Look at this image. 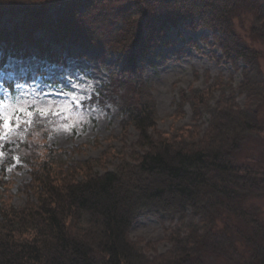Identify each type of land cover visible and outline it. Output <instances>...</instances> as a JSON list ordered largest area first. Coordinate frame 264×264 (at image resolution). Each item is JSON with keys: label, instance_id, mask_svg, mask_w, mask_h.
<instances>
[{"label": "trees", "instance_id": "16d2710c", "mask_svg": "<svg viewBox=\"0 0 264 264\" xmlns=\"http://www.w3.org/2000/svg\"><path fill=\"white\" fill-rule=\"evenodd\" d=\"M17 15L23 21L4 25L6 16ZM245 16L252 18L247 30L264 41V0H0V69L10 57L26 56L66 67L64 46L58 53L51 44L85 38L98 46L93 40L100 32L123 65L88 104L115 109L123 132H138L130 153L111 145L98 158L74 160L71 150L48 142L54 113L22 114L29 121L23 136L0 137V264H264V221L248 205L264 195V169L234 162L238 152L203 144L198 131L209 114L211 131L234 132L240 150L249 135L264 134V121L253 108L237 110L235 93L220 78L204 90L181 89L174 117L182 118L189 105L195 125L162 132L139 63L168 30L188 23L211 31L227 59L254 68L259 51L238 30ZM107 29H113L108 37ZM38 30L46 32L43 40ZM252 82L246 77L245 86ZM16 159L30 175L19 188L27 201L18 208L7 178ZM189 211L199 220L176 230L166 253L150 257L149 244L128 239L143 214H179L185 221Z\"/></svg>", "mask_w": 264, "mask_h": 264}, {"label": "rangeland", "instance_id": "374dc122", "mask_svg": "<svg viewBox=\"0 0 264 264\" xmlns=\"http://www.w3.org/2000/svg\"><path fill=\"white\" fill-rule=\"evenodd\" d=\"M3 21L6 27H12L14 22L23 21V15L6 16ZM251 23L252 18L245 16L244 20L242 18V21L238 22V30L244 37L245 43L259 51V60L254 68L243 60L235 64L227 59L211 31L189 27L188 23L168 30L160 43L139 59L144 82L156 102L157 125L160 131L172 133L175 128L195 125L189 105L186 106L182 118L177 120L174 117L176 103L179 101L178 93L181 89L185 90L177 88L179 81L175 77L178 75V70L189 63L193 48L214 55L217 65L224 70L215 80L207 75L195 89H206L215 81L227 76L238 63H246L252 70H256L260 63H264V41L256 39L247 30ZM105 31L107 37L111 35L110 33L113 34L108 29ZM45 33L43 30H38L35 35L43 40ZM100 39L102 35L98 32L93 40L99 41L98 46L86 41L85 38L82 41L64 40L63 44H51L58 53L61 52L62 45L64 46L62 54L67 63L66 67L42 62L33 56L21 59L10 57L4 69H0V137H22L29 125V121L22 117V114L34 109L42 114L56 115V122L51 127L48 142L55 148L71 150L74 160L98 158L111 145L118 149L124 148L130 153V148L138 140V132L133 127L123 132L120 127V117L115 109L88 104L95 88L107 82L110 73L123 65L121 55L107 49L105 42H101ZM46 42L45 40L44 43ZM23 45L28 50L33 49L26 44ZM39 70L43 74L36 75ZM192 75L200 80L197 73L193 72ZM21 77L25 79L21 81ZM250 80L253 81L256 98L264 99V92L256 88L257 78L252 76ZM6 81L13 83V91L6 85ZM184 82L191 88L190 80L184 78ZM227 93L230 94L231 91ZM214 96L211 104H215L220 98V93L219 95L215 93ZM253 109L264 121V103ZM209 121L210 115L205 114L198 122L199 129L202 130L204 124L209 125ZM258 137L260 136L247 137L234 162L253 167L246 163V155L247 149L258 143ZM2 158L3 153L0 149V159ZM16 160V164L7 171V178L12 182V204L18 208L27 201V197L20 194L19 188L30 180V175L28 168L21 166L19 160ZM115 164V161L111 162L108 169L112 170ZM248 205L257 208L264 221V195L251 197ZM198 220L199 218L193 217L191 211L185 221L179 214L162 216L143 214L132 225L129 237L144 248L149 244L145 249L146 253L150 257H155L171 249L173 245L171 237L176 230L181 229L185 232L188 223ZM217 264L227 263L220 259Z\"/></svg>", "mask_w": 264, "mask_h": 264}, {"label": "clouds", "instance_id": "9594fccd", "mask_svg": "<svg viewBox=\"0 0 264 264\" xmlns=\"http://www.w3.org/2000/svg\"><path fill=\"white\" fill-rule=\"evenodd\" d=\"M208 46L205 44V48ZM223 68L217 65L216 57L210 53L206 54L203 51H197L195 48L189 57V63L184 65L182 69L178 70V75L175 77L179 83L177 88H184L189 90V84L184 82V78L191 81V88L200 86L201 80L207 75H210L213 80L221 75ZM195 72L199 75L200 80L193 77L192 73ZM257 78L256 88L264 92V63H260L256 70H252L246 63H238L227 76L222 77L226 86H230V90L234 91L236 95L235 103L238 105L237 110L245 109L248 107H257L260 103H264V99H257L256 94L253 92L252 86H245L246 77ZM211 82V81H210ZM219 95V93H217ZM201 133L202 143L210 145L212 148L220 149L225 153L239 152L235 147L234 132L226 131L224 133H213L208 124L203 125V129H198ZM246 163L253 166L254 169H264V134L258 137V143L247 149ZM256 174L255 172L253 173ZM131 241V237H128ZM134 243V241H132ZM190 244L189 248L194 247ZM247 258V257H246Z\"/></svg>", "mask_w": 264, "mask_h": 264}]
</instances>
